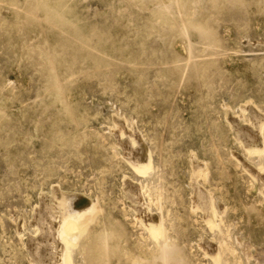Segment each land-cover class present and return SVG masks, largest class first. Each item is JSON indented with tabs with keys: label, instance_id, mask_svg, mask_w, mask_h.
Returning <instances> with one entry per match:
<instances>
[{
	"label": "rangeland",
	"instance_id": "374dc122",
	"mask_svg": "<svg viewBox=\"0 0 264 264\" xmlns=\"http://www.w3.org/2000/svg\"><path fill=\"white\" fill-rule=\"evenodd\" d=\"M263 116L264 0H0V264L57 206L70 264H264Z\"/></svg>",
	"mask_w": 264,
	"mask_h": 264
},
{
	"label": "bare ground",
	"instance_id": "6f19581e",
	"mask_svg": "<svg viewBox=\"0 0 264 264\" xmlns=\"http://www.w3.org/2000/svg\"><path fill=\"white\" fill-rule=\"evenodd\" d=\"M242 109H244L245 107H241ZM229 111V110H228ZM249 117H251V116H249ZM263 118H264V116H263ZM242 119V118H241ZM250 119V118H249ZM253 119V118H252ZM251 119V120H252ZM243 120V119H242ZM250 120V121H251ZM114 121V120H113ZM249 121V120H248ZM263 122V121H262ZM121 123V122H120ZM251 123V122H250ZM259 123V122H258ZM262 124V123H261ZM241 125V124H240ZM249 125V124H248ZM264 125V124H263ZM121 126V125H120ZM257 126V125H256ZM259 126H261V125H258V128H259ZM249 127H251V126H249ZM252 127H253V124H252ZM121 128V127H120ZM260 128H262V127H260ZM260 128H259V131L257 132V133H255L254 131H252V133L254 132V136H255V134H258L259 132H260ZM250 129V128H249ZM123 130V129H122ZM121 130V132L123 133V131ZM252 130H253V128H252ZM243 132V131H242ZM250 132V131H249ZM239 133V132H238ZM251 133V134H252ZM241 133H239V136H241L240 135ZM243 134H244V138H242V141H244V143H245V146H243V147H246L247 146V148L249 147V148H251L252 150V153H262L263 154V152H264V137L263 136H260V133L258 134V135H256V137H252V135L251 136H247L246 134H247V131H245V132H243ZM131 135H132V133H131ZM128 136V135H127ZM238 136V137H239ZM125 141H129L128 139H126ZM240 141H241V139H240ZM127 143V142H126ZM257 143H260V148H257L256 147V144ZM121 144H123V143H121ZM242 144H243V142H242ZM133 145V144H132ZM132 145H131V147H132ZM139 145V144H138ZM127 146V145H126ZM125 146V147H126ZM128 147V146H127ZM137 147V146H136ZM139 147V146H138ZM133 148V147H132ZM140 148V147H139ZM138 148V149H139ZM135 149V148H134ZM145 149V148H144ZM125 150V149H124ZM126 151V150H125ZM147 151V150H146ZM145 151V152H146ZM124 152V151H123ZM249 153V152H248ZM192 154V153H191ZM251 154V153H250ZM254 154V155H255ZM125 155V154H124ZM247 155V154H246ZM128 156H129V158H128V162H130L131 161V163H132V165H133V167L135 168V169H137V171H141V172H144V173H148V170L151 168L150 167V163H149V159H148V157H147V154H145L143 151H142V149H141V151L140 152H137V154H135V152H132V151H129V149H128ZM127 157V156H126ZM258 157H259V155H258ZM264 158V157H263ZM126 159V158H125ZM258 159V158H257ZM127 160V159H126ZM261 165V164H260ZM243 167V166H242ZM246 167H247V165H246ZM262 167H264V166H262ZM195 168V167H194ZM198 169V168H197ZM243 169H244V167H243ZM261 169H263L264 170V168H261ZM261 169H259L260 171H261V173L262 172H264L263 170H261ZM242 170V169H241ZM249 170H252V169H250L249 168ZM258 170V171H259ZM247 171V170H246ZM257 171V170H256ZM250 172V171H249ZM255 172V171H254ZM248 173V172H247ZM258 173V172H257ZM257 173H255L254 175H256ZM261 173H259V174H261ZM251 174V173H250ZM249 175V174H248ZM251 175H253V173L251 174ZM258 175V174H257ZM256 175V176H257ZM263 176H264V173L262 174ZM250 176V175H249ZM262 176V179L260 178H258V176L256 177L257 178V181L256 182H258L257 184H259V191H260V193L262 192L263 194H264V177ZM251 177V176H250ZM252 178H254L255 179V176L254 177H252ZM201 179H203V178H201ZM258 179L260 180V182L258 181ZM140 185V184H139ZM145 186H146V184H144ZM197 188H199V187H197ZM125 190H127V194H128V196H129V198L131 199V201H133V202H136V203H138V205L136 204V206H134L135 208L137 207V211L139 212V216H137L138 218H139V220L143 223V225L145 226V228H147V230H149V231H152L151 233L152 234H154L153 236L155 237V236H157L158 238H159V240H161V237H162V235H164L163 233L164 232H162V230L163 229H161L162 227L161 226H163V222L161 221V220H157L156 218H153V217H151L149 214H148V212H147V209H146V207H145V205H144V203L142 202L143 200H142V194H141V191H140V189L138 188V187H136V186H134L133 184H130V183H128V185H127V189H125ZM194 190H195V188H194ZM52 191V190H51ZM149 191V190H148ZM156 191V190H155ZM160 192V191H159ZM164 193V192H163ZM261 193V194H262ZM55 194V193H54ZM59 194V193H58ZM148 194V193H147ZM195 194H196V191H195ZM201 194V193H200ZM205 194V193H204ZM74 195V194H73ZM53 196H55V195H53ZM79 196V195H78ZM202 196V195H201ZM204 196V195H203ZM207 196V195H206ZM205 196V197H206ZM56 197V196H55ZM55 197H53V198H55ZM80 197V196H79ZM83 197V196H82ZM205 197H203V198H205ZM73 198V197H72ZM199 198H201V197H199ZM202 198V199H203ZM209 198V197H208ZM56 199H58V196H57V198ZM86 199V198H85ZM159 199H160V197H159ZM207 199V198H206ZM64 200V199H63ZM74 200H76L75 198H74ZM87 200V199H86ZM196 201H197V199H195ZM201 200V199H200ZM54 202H57V200L55 201V200H53ZM72 201H73V199H72ZM77 201V200H76ZM87 201H89V199L87 200ZM192 201V200H191ZM202 202H203V200H201ZM205 201V200H204ZM53 202V203H54ZM60 202V201H59ZM59 202H57L58 204H60ZM90 202V201H89ZM159 202V201H158ZM198 202H199V200H198ZM43 203V202H42ZM70 203V202H69ZM91 203V202H90ZM156 203H157V201H156ZM45 204V203H44ZM57 204V205H58ZM68 204V203H67ZM196 204V203H195ZM43 205V204H42ZM69 205H72V204H69ZM91 205H92V203H91ZM205 205H206V212L210 215V213H211V209H210V204H208L207 203V201L205 202ZM52 206H53V204H52ZM52 206H51V208H52ZM60 206H61V204H60ZM59 206V207H60ZM63 206V205H62ZM61 206V207H62ZM93 206V205H92ZM154 206V205H153ZM193 206V205H192ZM199 206H200V204H199ZM199 206L197 205V207L199 208ZM202 207H203V205H201ZM200 206V208H202ZM41 207V206H40ZM44 207V206H43ZM43 207H42V210H41V208H40V210L41 211H43ZM46 207H47V205H46ZM50 207V206H49ZM58 207V206H57ZM55 208V207H53V208H55V209H58V208ZM74 207V206H73ZM94 207V206H93ZM52 208V209H53ZM212 208V207H211ZM47 209V208H46ZM50 209V208H49ZM51 209V210H52ZM54 209V210H55ZM195 209V208H194ZM224 209V208H223ZM39 210V211H40ZM44 210H45V208H44ZM51 210H50V212L48 213V215H47V212H46V210L45 211H43V212H45L46 213V215H44V218L43 219H40V220H42V221H40L39 222V226L40 227H42L41 228V230L42 229H45L44 231H45V237H43L42 235H39L41 238L43 237V238H45L44 239V241H42L41 243L43 244V246L41 245V247L38 249L37 248V246H35V245H37V244H35V243H33V245H32V243H30V247L32 248V246L34 247V248H32V251L31 250H29V253H30V251H31V253H32V258L34 259V263L35 264H54L55 262H57V261H59L60 262V264H70V258H69V255H68V253H70L69 252V250H68V248H67V244H68V239H69V237H68V235H67V226H68V224H69V222L70 221H73L75 218H77V217H80L81 219L84 217V216H82V213L83 212H81V214H79V213H76V212H74V216H71V213H70V215H68V217L67 218H63L64 220H60L61 218H59V220L61 221L60 222V224L58 225V224H56V219H55V216L53 215V213H51ZM200 210H203V208L202 209H200ZM40 211V212H41ZM49 211V210H48ZM60 211V210H59ZM83 211V210H82ZM93 211V210H92ZM205 211V210H204ZM38 212V211H37ZM43 212H42V214H43ZM57 212V211H56ZM85 212V211H84ZM91 212V211H90ZM89 212V213H90ZM190 212H192V211H190ZM206 212H204V213H206ZM213 212H214V209H213ZM212 212V214H214ZM39 213V212H38ZM44 213V214H45ZM87 213V212H86ZM169 213V212H168ZM37 214V213H36ZM59 214H61V213H59ZM84 214V213H83ZM88 214V213H87ZM35 215V214H34ZM38 215V214H37ZM58 215V214H57ZM80 215V216H79ZM85 215V214H84ZM138 215V214H137ZM216 215V214H215ZM45 216H48L47 218L45 217ZM65 216V215H64ZM82 216V217H81ZM207 216V215H206ZM205 216V217H206ZM211 216V215H210ZM41 218H42V215L40 216ZM40 217H37V218H40ZM59 217H61V216H59ZM212 217V216H211ZM80 218H79V220H80ZM167 218V217H166ZM220 218V217H219ZM160 219H162V218H160ZM209 219H211L210 217H209ZM58 220V221H59ZM138 220V221H139ZM212 220V222H213V219H211ZM39 221V220H38ZM75 221H76V219H75ZM207 221H209L208 219H207ZM74 222V221H73ZM206 222V221H205ZM51 225L52 224V226H53V228L50 230H48L46 227H45V225H49V224ZM162 223V224H161ZM38 224V223H37ZM219 224V223H218ZM35 225H36V222H35ZM49 225V227L48 228H50L51 226ZM159 226H160V228H159ZM209 226V225H208ZM38 229V228H37ZM47 229V230H46ZM161 230V232H162V234L160 233V230ZM216 229V228H215ZM39 230V229H38ZM43 231V230H42ZM40 233V232H39ZM42 233H44V232H42ZM150 235V234H149ZM165 235H166V233H165ZM165 235H164V237H162V239L165 241ZM226 235V234H225ZM39 236L38 237H36L37 238V241H38V239H39ZM217 236V235H216ZM150 238H151V235L149 236ZM166 237H167V235H166ZM33 238V237H32ZM41 238H40V240H41ZM156 238V237H155ZM168 238V237H167ZM74 239H76V238H74ZM33 240V242H34V239H32ZM31 240V241H32ZM43 240V239H42ZM70 240V239H69ZM152 240V239H151ZM29 241V240H28ZM36 240H35V242H37ZM71 241H73V240H71ZM153 241V240H152ZM157 240L155 239V242H156ZM164 241H163V243H164ZM168 241V240H167ZM74 242V241H73ZM158 242V241H157ZM237 242H239V241H237ZM28 243V242H27ZM167 242H165L164 244H166ZM207 243H212V242H207ZM35 244V245H34ZM163 244V245H164ZM243 244V243H242ZM242 244H240L241 246H242ZM246 244V243H245ZM29 245V244H28ZM39 245V244H38ZM39 245V246H40ZM199 245V244H198ZM202 245V244H201ZM204 245H206V248L209 250V248L207 247V244H203V246L202 247H204V249H205V246ZM214 245V244H213ZM218 245V244H217ZM225 245V244H224ZM248 245V244H247ZM38 246V247H39ZM63 246V247H62ZM167 246H168V244H167ZM209 246V245H208ZM240 246V247H241ZM245 246V245H244ZM244 246H243V249H244ZM30 247H26L27 248V250L28 249H30ZM164 247V246H163ZM166 247V246H165ZM164 247V248H165ZM168 248V247H167ZM217 248H219V246H217ZM201 249V248H200ZM199 249V250H200ZM207 249H205V251L207 250ZM220 249V248H219ZM227 249V248H226ZM233 249V248H232ZM246 249H247V246H246ZM161 250V249H160ZM166 250V249H165ZM208 250L206 251L207 252V254L209 255L210 254V256L211 255H213V252H210L211 250H209V253H208ZM213 250V249H212ZM217 250V249H216ZM249 250V249H248ZM166 251H168V250H166ZM204 251V250H203ZM229 251H231L230 249H229ZM245 251V250H244ZM243 251V252H244ZM163 252V251H162ZM192 252V251H191ZM246 252V251H245ZM257 252V251H256ZM169 253V252H168ZM168 253H166V254H168ZM212 253V254H211ZM223 253V252H222ZM234 253V252H233ZM163 254H164V252H163ZM172 254V253H171ZM236 254V253H235ZM244 254H246V256L248 255L247 253H244ZM250 254V253H249ZM261 254V253H260ZM262 254H264V252L262 253ZM165 255V254H164ZM224 255V254H223ZM71 256V255H70ZM222 256V255H221ZM233 256V255H232ZM245 256V257H246ZM257 256V255H256ZM263 256V255H262ZM245 257H244V259H245ZM248 257L250 258L251 256L250 255H248ZM162 258V257H161ZM213 258H214V256H213ZM228 258V257H227ZM247 258V257H246ZM252 259V261H253V258H254V256L252 255V257H251ZM261 258V257H260ZM160 260V259H159ZM158 260V261H159ZM164 260V259H163ZM218 260V259H217ZM221 260V259H220ZM258 260H260L259 259V256H258ZM261 260H263V259H261ZM161 261H162V259H161ZM246 261V260H245ZM256 261H257V259H256ZM165 262V261H164ZM260 262V261H259ZM257 263V264H263L262 262H260V263ZM135 263H136V261H135ZM138 263V262H137ZM168 263V262H167ZM215 263H219V261L218 262H215ZM139 264V263H138ZM254 264H255V262H254Z\"/></svg>",
	"mask_w": 264,
	"mask_h": 264
}]
</instances>
